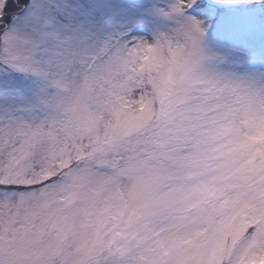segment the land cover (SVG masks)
<instances>
[{"label":"snow or ice","instance_id":"obj_1","mask_svg":"<svg viewBox=\"0 0 264 264\" xmlns=\"http://www.w3.org/2000/svg\"><path fill=\"white\" fill-rule=\"evenodd\" d=\"M0 264H264V0H0Z\"/></svg>","mask_w":264,"mask_h":264}]
</instances>
